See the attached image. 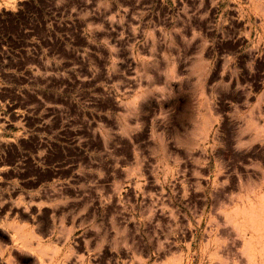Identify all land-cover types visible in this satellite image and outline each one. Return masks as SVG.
I'll use <instances>...</instances> for the list:
<instances>
[{
	"label": "rangeland",
	"instance_id": "374dc122",
	"mask_svg": "<svg viewBox=\"0 0 264 264\" xmlns=\"http://www.w3.org/2000/svg\"><path fill=\"white\" fill-rule=\"evenodd\" d=\"M263 128L264 0H0V264H264Z\"/></svg>",
	"mask_w": 264,
	"mask_h": 264
},
{
	"label": "crops",
	"instance_id": "0c3cea01",
	"mask_svg": "<svg viewBox=\"0 0 264 264\" xmlns=\"http://www.w3.org/2000/svg\"><path fill=\"white\" fill-rule=\"evenodd\" d=\"M131 57H136V53L133 51L131 52ZM136 77L135 76H131V75H126L124 77H122L120 80H122V82L124 83L123 84V87L125 89H129V86L130 84L133 82V79H135ZM143 78V77H142ZM140 86V85H139ZM162 87V88H165L168 86V78H161V81H154L152 82L150 80V78H148V87Z\"/></svg>",
	"mask_w": 264,
	"mask_h": 264
},
{
	"label": "bare ground",
	"instance_id": "6f19581e",
	"mask_svg": "<svg viewBox=\"0 0 264 264\" xmlns=\"http://www.w3.org/2000/svg\"><path fill=\"white\" fill-rule=\"evenodd\" d=\"M260 126V125H259ZM264 129V128H263ZM253 214V213H252ZM254 218V217H253ZM219 223V222H218ZM239 227V226H238Z\"/></svg>",
	"mask_w": 264,
	"mask_h": 264
}]
</instances>
